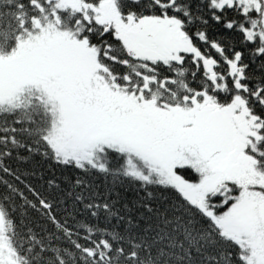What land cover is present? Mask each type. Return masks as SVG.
Instances as JSON below:
<instances>
[{
  "label": "snow or ice",
  "instance_id": "snow-or-ice-1",
  "mask_svg": "<svg viewBox=\"0 0 264 264\" xmlns=\"http://www.w3.org/2000/svg\"><path fill=\"white\" fill-rule=\"evenodd\" d=\"M0 264H264V0H0Z\"/></svg>",
  "mask_w": 264,
  "mask_h": 264
},
{
  "label": "trees",
  "instance_id": "trees-1",
  "mask_svg": "<svg viewBox=\"0 0 264 264\" xmlns=\"http://www.w3.org/2000/svg\"><path fill=\"white\" fill-rule=\"evenodd\" d=\"M39 170H44L45 171V175H49L50 173L47 172V166L43 165V162H41V164L38 166V171ZM33 182H36L35 180ZM129 198H132L134 196L133 192H129L128 193Z\"/></svg>",
  "mask_w": 264,
  "mask_h": 264
}]
</instances>
